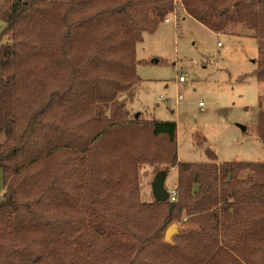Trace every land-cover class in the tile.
Here are the masks:
<instances>
[{
  "label": "trees",
  "instance_id": "obj_1",
  "mask_svg": "<svg viewBox=\"0 0 264 264\" xmlns=\"http://www.w3.org/2000/svg\"><path fill=\"white\" fill-rule=\"evenodd\" d=\"M171 2L263 52L264 0L0 6L11 37L0 46V264H264V163L216 164L210 151L208 163H178L176 125L131 119L119 100L138 82L137 43ZM256 135L264 145V109ZM140 165L175 168V202L139 201ZM183 218L192 229L163 243Z\"/></svg>",
  "mask_w": 264,
  "mask_h": 264
},
{
  "label": "rangeland",
  "instance_id": "obj_2",
  "mask_svg": "<svg viewBox=\"0 0 264 264\" xmlns=\"http://www.w3.org/2000/svg\"><path fill=\"white\" fill-rule=\"evenodd\" d=\"M3 3L0 0V6ZM185 15L178 3L164 17L152 15L157 26L143 33L136 45L135 74L140 80L131 99L120 94L119 100H127L125 109L131 119L140 113L139 122L176 125L177 161L181 163H208L209 151L216 164L264 163V145L256 135L257 115L264 109V76L252 75L264 68V48L259 55L257 42L249 34L215 35ZM166 18L171 22L165 23ZM4 29L0 21V46L11 41ZM179 76L184 82H178ZM156 168L138 166L137 187L143 204L155 202L150 184ZM173 170L166 175L165 186L176 183ZM246 176V171L239 175ZM4 192L0 175V196ZM185 221L166 225L163 243L173 247L177 234L191 230ZM169 229L172 232L167 236Z\"/></svg>",
  "mask_w": 264,
  "mask_h": 264
},
{
  "label": "water",
  "instance_id": "obj_3",
  "mask_svg": "<svg viewBox=\"0 0 264 264\" xmlns=\"http://www.w3.org/2000/svg\"><path fill=\"white\" fill-rule=\"evenodd\" d=\"M243 129V128H242ZM166 174L164 172H159L153 178L150 184V190L152 197L155 202H166L168 199L167 191L165 190ZM170 229L167 231V233Z\"/></svg>",
  "mask_w": 264,
  "mask_h": 264
},
{
  "label": "built area",
  "instance_id": "obj_4",
  "mask_svg": "<svg viewBox=\"0 0 264 264\" xmlns=\"http://www.w3.org/2000/svg\"><path fill=\"white\" fill-rule=\"evenodd\" d=\"M164 22L165 23H170L171 22V20H169V19H165L164 20ZM184 81V77L183 76H179V78H178V82H183ZM177 99L178 100H180L181 99V97L180 96H178L177 97ZM199 106L200 107H202V103H199ZM165 190L167 191V194H168V201L169 202H175V200H176V195H177V184L176 183H173V184H171V185H169V186H165ZM1 197V196H0Z\"/></svg>",
  "mask_w": 264,
  "mask_h": 264
},
{
  "label": "crops",
  "instance_id": "obj_5",
  "mask_svg": "<svg viewBox=\"0 0 264 264\" xmlns=\"http://www.w3.org/2000/svg\"><path fill=\"white\" fill-rule=\"evenodd\" d=\"M160 1H172V0H160ZM186 17H188L189 19H191L189 16H187V15H185ZM193 20V19H192ZM162 22V21H161ZM161 22H159V24H161ZM158 24V25H159ZM211 33H213V32H211ZM213 34H215V35H218L217 33H213ZM256 41V40H255ZM137 79H138V81L140 80L138 77H137ZM184 82V81H183ZM138 83V82H137ZM136 83V84H137ZM134 89V88H133ZM132 96H133V91H132ZM132 96H131V98H132ZM125 97H127V99H130V98H128V95H126ZM134 118H139L140 120H141V114L140 113H137L136 115H135V117ZM177 162H179V163H181V161H177ZM172 171H174L173 169H171ZM152 195V194H151Z\"/></svg>",
  "mask_w": 264,
  "mask_h": 264
},
{
  "label": "bare ground",
  "instance_id": "obj_6",
  "mask_svg": "<svg viewBox=\"0 0 264 264\" xmlns=\"http://www.w3.org/2000/svg\"><path fill=\"white\" fill-rule=\"evenodd\" d=\"M172 231L170 230L168 233H167V236L171 233Z\"/></svg>",
  "mask_w": 264,
  "mask_h": 264
}]
</instances>
